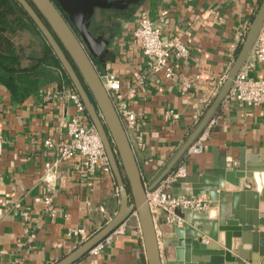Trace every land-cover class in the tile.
<instances>
[{
	"label": "crops",
	"instance_id": "crops-1",
	"mask_svg": "<svg viewBox=\"0 0 264 264\" xmlns=\"http://www.w3.org/2000/svg\"><path fill=\"white\" fill-rule=\"evenodd\" d=\"M261 1L138 0L131 4L129 17L113 9H97L95 23L101 34L110 39L108 48L114 54L111 68L101 70L115 71L122 77L121 91L138 123L128 134L147 186L211 105L207 101L210 91L226 79ZM141 10H147L154 20L162 10L167 11L162 22L165 40L181 30L189 31L184 37L189 56L181 60L173 78L158 74L140 81L145 74V59L133 33ZM29 40L38 42L31 28L21 33L18 42ZM251 75L264 78V62H257ZM186 77H193L194 85L185 92L180 83ZM68 86L59 76L20 102L0 81V264H53L80 244L77 237L68 235L69 230L84 227L93 235L119 209L120 195L113 172L86 173L77 157L61 160L52 170L46 168V162L57 159V147L46 146L45 138L67 141L65 121L76 112L66 95ZM169 110L179 116L168 117ZM210 121L203 151L185 153L175 168L184 164L188 176H200L207 169L225 167L228 161L243 158L252 176L241 178L240 188L261 193L264 102L248 107L222 101ZM178 193L192 194V190L181 188ZM46 196L52 197L50 207L57 211L54 216L45 205ZM217 205L215 202L210 208ZM189 211L182 212L186 223L194 215ZM171 225L174 224L164 219L157 223L162 260L164 264H180L177 249L186 250L187 235L179 238L184 239L183 246H172L175 235ZM204 238L213 244L210 237ZM223 241L221 231L218 244ZM249 246L245 244V248ZM237 261L262 264L256 258L237 256ZM74 264H148L138 218L129 217L125 231L102 252H88Z\"/></svg>",
	"mask_w": 264,
	"mask_h": 264
},
{
	"label": "water",
	"instance_id": "water-1",
	"mask_svg": "<svg viewBox=\"0 0 264 264\" xmlns=\"http://www.w3.org/2000/svg\"><path fill=\"white\" fill-rule=\"evenodd\" d=\"M16 1L40 29L79 93L89 121L102 139L120 195L119 209L111 220L53 264H74L134 213L139 221L147 263L164 264L147 191L175 168L229 93L233 79L250 54L261 29L264 0L250 23L215 99L185 142L148 186L140 170L137 151L100 78L101 69H110L111 60L114 61V54L108 48L110 39L102 34L95 35L90 27L97 9L128 7L138 0ZM228 162L225 167L215 166L200 176L180 177L172 184L174 193L186 188L192 190V195L207 194L213 203L218 204L210 208L208 213L192 210L193 218L182 226L171 225L175 235L172 237V246H183L184 239L180 241L179 238L187 235L186 250L182 247L177 249L180 264H239L237 256L243 259L256 258L259 260L257 263L264 264V188L261 193L240 188V179L252 175L243 158ZM185 210L190 212L191 209ZM221 231H224V241L218 244ZM205 235L211 238L213 244L209 245ZM245 244H249L250 248H245ZM168 264L174 262L169 261Z\"/></svg>",
	"mask_w": 264,
	"mask_h": 264
},
{
	"label": "built area",
	"instance_id": "built-area-1",
	"mask_svg": "<svg viewBox=\"0 0 264 264\" xmlns=\"http://www.w3.org/2000/svg\"><path fill=\"white\" fill-rule=\"evenodd\" d=\"M237 1V0H229ZM166 10H162L157 18H151L147 10H141L138 15V23L134 30V39L139 44L145 59V74L140 79L144 81L148 75L157 76L163 74L167 78H173L181 65V60L189 56V47L184 37L189 31L181 30L171 39L165 40L162 36V22L165 20ZM257 62H264V21L247 59L233 79L231 89L223 101H235L240 106H257L264 102V78H256L251 71L256 67ZM202 77V76H201ZM100 78L108 90L116 110L122 120L127 132L136 128L137 115L130 108L126 95L121 91L122 77L115 71L102 70ZM224 78L219 85L211 89L208 97L210 105L223 85ZM194 85L193 77L184 78L180 87L183 91H189ZM66 95L75 105L76 112L65 121V128L68 140L54 142L47 137L44 144L48 147H57V159L46 162L47 170H52L61 160H69L77 157L84 172L95 174L96 172H112L111 165L96 127L89 121L85 105L74 86H68ZM168 117L177 118L179 115L173 110L167 111ZM89 121V123H87ZM212 121H209L202 132L190 144L186 154H198L204 149L208 138ZM2 138H0L1 140ZM187 176V169L184 164L178 165L169 172L153 189L147 191L149 206L153 214L155 225L159 220L164 219L170 224L182 225L185 222L183 210L191 209L207 211L213 201L207 194L192 195L190 193H174L172 184L180 177ZM52 197H45V205L48 206L52 216L56 209L50 207ZM136 216L137 214L134 213ZM126 229V221L120 224L104 239L90 249V253L97 255L108 246L115 236L122 234ZM69 236H75L80 243L87 240L91 234L84 227L73 228L68 231ZM208 241V239H205ZM246 264H252L246 262Z\"/></svg>",
	"mask_w": 264,
	"mask_h": 264
},
{
	"label": "trees",
	"instance_id": "trees-1",
	"mask_svg": "<svg viewBox=\"0 0 264 264\" xmlns=\"http://www.w3.org/2000/svg\"><path fill=\"white\" fill-rule=\"evenodd\" d=\"M131 4L110 9L129 17ZM30 28L36 32L38 42H18L21 33ZM59 76L73 86L52 47L24 8L16 0H0V81L21 102Z\"/></svg>",
	"mask_w": 264,
	"mask_h": 264
},
{
	"label": "flooded vegetation",
	"instance_id": "flooded-vegetation-1",
	"mask_svg": "<svg viewBox=\"0 0 264 264\" xmlns=\"http://www.w3.org/2000/svg\"><path fill=\"white\" fill-rule=\"evenodd\" d=\"M100 10H106V9H100ZM90 27H91V29H92V31H93V33L95 35L101 34V28L95 23L94 17L92 19V23H91V26ZM95 61H97V60L95 59Z\"/></svg>",
	"mask_w": 264,
	"mask_h": 264
},
{
	"label": "rangeland",
	"instance_id": "rangeland-1",
	"mask_svg": "<svg viewBox=\"0 0 264 264\" xmlns=\"http://www.w3.org/2000/svg\"><path fill=\"white\" fill-rule=\"evenodd\" d=\"M111 12V11H110ZM97 13V12H96ZM107 14V13H106ZM25 41H26V39H24ZM131 218H136L137 216L135 215V214H132L131 216H130Z\"/></svg>",
	"mask_w": 264,
	"mask_h": 264
}]
</instances>
